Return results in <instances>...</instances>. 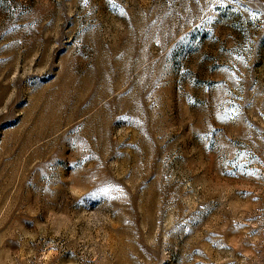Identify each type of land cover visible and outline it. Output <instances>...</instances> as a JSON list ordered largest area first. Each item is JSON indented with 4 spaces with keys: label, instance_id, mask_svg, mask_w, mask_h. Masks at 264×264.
Masks as SVG:
<instances>
[{
    "label": "rangeland",
    "instance_id": "374dc122",
    "mask_svg": "<svg viewBox=\"0 0 264 264\" xmlns=\"http://www.w3.org/2000/svg\"><path fill=\"white\" fill-rule=\"evenodd\" d=\"M0 264H264V0H0Z\"/></svg>",
    "mask_w": 264,
    "mask_h": 264
}]
</instances>
